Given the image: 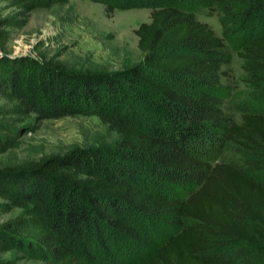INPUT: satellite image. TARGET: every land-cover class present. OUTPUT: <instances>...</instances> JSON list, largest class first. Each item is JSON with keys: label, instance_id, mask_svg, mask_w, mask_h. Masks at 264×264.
<instances>
[{"label": "trees", "instance_id": "1", "mask_svg": "<svg viewBox=\"0 0 264 264\" xmlns=\"http://www.w3.org/2000/svg\"><path fill=\"white\" fill-rule=\"evenodd\" d=\"M53 1L67 0H0V43L35 3ZM91 1L105 15L149 7V20L133 29L140 60L107 73L1 54L0 152L16 145L32 115L94 114L116 144L90 160L66 151L1 166L0 195L36 202L42 217L0 222V251L12 244L51 264H91L80 254L93 260L122 240H145L141 221L161 216L168 233L128 264H212L205 254L220 244L234 246L227 264H264V184L234 162L201 161L190 151L209 126L233 139L250 167L264 168L263 108H241L239 122L227 121L212 92L229 56L227 36L239 40L243 68L264 78V0ZM202 6L216 10L220 35L196 17ZM155 179L178 182L181 196L154 192Z\"/></svg>", "mask_w": 264, "mask_h": 264}, {"label": "rangeland", "instance_id": "2", "mask_svg": "<svg viewBox=\"0 0 264 264\" xmlns=\"http://www.w3.org/2000/svg\"><path fill=\"white\" fill-rule=\"evenodd\" d=\"M7 9L1 11L5 12ZM199 20L207 22L220 35V22L212 6H202L196 12ZM149 20V7L114 9L105 15L103 4L91 0L35 3L24 25L11 28L7 39L0 43V55H27L39 59L52 58L72 71L117 72L137 63L141 53L136 47L133 29L141 21ZM240 42L227 36L225 48L229 54L220 65L218 85L212 90L218 106L227 121H240L241 108L264 110V78L260 71L252 72L242 66L236 53ZM3 99L0 97V103ZM195 138L191 153L201 161L223 160L234 162L247 169L258 182L264 184V168L253 169L247 160L251 157L240 146L224 135L220 129H202ZM16 145L0 152V167L36 159L43 155L63 154L66 151L90 160L93 152L107 153L114 148L117 136L94 114H72L60 117L37 118L32 115L28 126L20 131ZM150 180V179H149ZM154 192L181 196L178 182L152 180L148 182ZM34 214L42 217L36 202L18 197L0 195V222L16 215ZM166 217L141 221V234L145 240L126 239L118 249L108 253H94L92 259L80 254L91 264H128L147 253L169 231ZM189 219L186 220L188 222ZM234 247V246H233ZM228 244H220L206 252L212 264H227ZM264 257V247H259ZM0 264H51L36 249L6 245L0 251Z\"/></svg>", "mask_w": 264, "mask_h": 264}]
</instances>
